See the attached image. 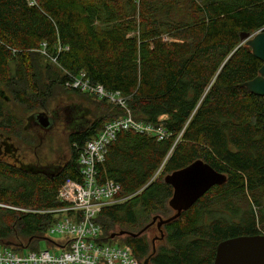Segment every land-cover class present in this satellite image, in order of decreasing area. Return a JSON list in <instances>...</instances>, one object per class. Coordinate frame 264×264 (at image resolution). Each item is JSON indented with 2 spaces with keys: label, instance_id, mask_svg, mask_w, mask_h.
<instances>
[{
  "label": "trees",
  "instance_id": "obj_1",
  "mask_svg": "<svg viewBox=\"0 0 264 264\" xmlns=\"http://www.w3.org/2000/svg\"><path fill=\"white\" fill-rule=\"evenodd\" d=\"M263 26L264 0H0V135L12 138L8 125H19L6 113L11 97L34 106L22 129L35 131V152L47 135L34 128V115L59 104L53 97L58 90L96 102L102 113L97 117L82 102L68 104L85 106L95 119L67 133L72 159L65 158L58 174L37 162L0 161V204L6 205L0 206V242L33 247L45 237L55 217L41 210L60 205L59 185L76 179L74 145L125 113L66 87L69 74L79 72L119 91L134 120L169 133L158 140L121 130L107 146L96 165L97 181L113 179L116 196L128 199L98 213L106 237L116 225L137 232L145 225L134 230L139 221L170 216L172 187L162 178L151 180L153 174L160 165L170 172L197 158L227 179L162 225L164 243L149 264H211L220 241L264 233V95L241 86L262 61L239 38ZM42 42L47 55L39 51ZM124 236L139 259L151 253L144 233Z\"/></svg>",
  "mask_w": 264,
  "mask_h": 264
},
{
  "label": "built area",
  "instance_id": "obj_2",
  "mask_svg": "<svg viewBox=\"0 0 264 264\" xmlns=\"http://www.w3.org/2000/svg\"><path fill=\"white\" fill-rule=\"evenodd\" d=\"M28 4L34 5L36 0H28ZM262 30L264 26L256 32ZM40 45L39 51L47 55L45 42ZM57 48L58 51L62 50L60 44ZM65 85L88 92L97 99L115 103L125 113L105 122L97 135L81 146L74 145L78 152L76 161L79 164L76 179L67 177L59 185L56 198L61 202L60 205L41 210L55 217L45 233L66 234L68 239L64 243L53 242L56 247H66V250L55 253L53 250L17 248L0 242V264H141L129 244L111 246L104 243L106 236L102 224L97 221L98 213L122 198L116 196L119 190L116 181L110 178L97 181L96 165L103 161L107 146L121 130L152 134L158 140L168 137L169 133L160 125L134 120L126 107L125 97L119 91H110L100 83L91 82L83 72L69 74ZM181 133L182 131L176 140ZM161 169L162 165L154 175ZM23 248L30 249L20 253L19 250Z\"/></svg>",
  "mask_w": 264,
  "mask_h": 264
},
{
  "label": "water",
  "instance_id": "obj_3",
  "mask_svg": "<svg viewBox=\"0 0 264 264\" xmlns=\"http://www.w3.org/2000/svg\"><path fill=\"white\" fill-rule=\"evenodd\" d=\"M239 38L248 46L253 55L262 61L257 75L242 82L241 86L257 95H264V30L253 33L242 31L239 33ZM41 115V112L35 113V120L42 124V127L47 128L49 120L46 117L41 119ZM43 167L49 168L47 165ZM163 179L172 187L168 205L174 211L173 214L166 218L153 215L151 220L137 232L120 229L109 234V238L119 235L135 236L142 234L148 227L155 224L160 234L152 239V251L142 260V264H149V258L155 251V239L163 237L162 225L176 219L182 211L190 208L213 185L224 183L227 176L201 158H197L166 174ZM211 264H264V233L240 234L220 241L216 246Z\"/></svg>",
  "mask_w": 264,
  "mask_h": 264
},
{
  "label": "rangeland",
  "instance_id": "obj_4",
  "mask_svg": "<svg viewBox=\"0 0 264 264\" xmlns=\"http://www.w3.org/2000/svg\"><path fill=\"white\" fill-rule=\"evenodd\" d=\"M1 87L3 88V85H1ZM55 94H57V95H55L53 97H55V99L58 98L61 100L59 102V104H57V106L63 107L64 105L69 104L71 101H76V102H80V103L82 102L84 105L88 106L89 108H92L94 113L97 110V117L99 115H102V113H100L101 108H100L99 104H97L96 102L94 103V102L89 101L88 99L81 98L77 95L72 94L71 91H68V90L64 91V89L58 90ZM33 110H34L33 105H27L24 103H20V102L14 100L12 97H11L10 101L7 102V104H6V113L10 116V118L12 117L14 124H15V122L19 124V125H16V124L15 125H8L9 130L12 131L11 132L12 134H10V135H12L13 141H15V143L20 145L19 151L22 154H25L26 157H32V151L35 152V150L32 147H34L38 144V138L35 136L34 130L22 129V127L24 126L22 124L25 123L26 116L29 115V113H31ZM91 116H92V118L94 117V119H95L94 114ZM75 123H78V121H75ZM66 140H67V132H65L63 130L61 132H52L51 131V133H48L43 144L36 148V152H38L39 158L40 159H47V160L52 159L55 156V154H53V152H56L60 155L63 153H66L65 154L66 157L69 160H71L72 157H71V153L68 152L69 147H68ZM66 149H67V151H66ZM163 169H164V167H162V169L156 175L153 174V177L151 180L157 181L160 178L163 179V177L167 173H169V172L163 171ZM136 193H139V191H137ZM127 199L128 198H122L119 202H123ZM173 212H174L173 210L170 211L171 214ZM151 218H152V216H151ZM151 218H149L146 222L150 221ZM146 222H143V221L137 222L135 224V226L133 227V229L134 230L139 229L144 224H146ZM113 229H114L113 231L119 230L117 225L114 226ZM163 232H164V230H163ZM159 234L160 233H159L155 224L150 226L144 232V235L148 239L150 245L152 244L151 243L152 239L159 236ZM44 235H45V237L38 239L37 243L35 245H32L35 250L48 249V250H53V252H55V253H59L61 251L66 250V247L58 248L53 243V242H58V243L61 242L60 244L64 243L68 239L66 234H61V233L50 234L47 232V234L45 233ZM162 239H156L154 241L155 247L164 243ZM104 243L109 244L111 246L122 245V244L126 243L125 236L119 235V236H115L113 238L105 237ZM33 247H30V248H33ZM30 248L20 249L19 252L23 253V252H25V250L30 249ZM136 258L142 264V259H139L137 256H136Z\"/></svg>",
  "mask_w": 264,
  "mask_h": 264
},
{
  "label": "flooded vegetation",
  "instance_id": "obj_5",
  "mask_svg": "<svg viewBox=\"0 0 264 264\" xmlns=\"http://www.w3.org/2000/svg\"><path fill=\"white\" fill-rule=\"evenodd\" d=\"M37 112L42 113L41 119L46 117L49 120V124H48L49 126L47 128L42 127L41 126L42 124L38 123V121L36 120H34L33 122L35 125L34 128L36 129V131L39 133V135L43 134L44 137L45 135H48V133H51V131L61 132L63 130L67 132L68 134L76 133L82 130L86 125H88L91 122V116L88 113L87 109L85 108V106L83 107L82 105H79V104H74V105L67 104V105H64L63 107L55 105L50 108L37 110ZM75 121H78V123H75ZM5 137H6L5 135H2V136L0 135V161L1 160L6 161V162L10 161V162H13V164H16L17 166H19L20 163H36L37 162L43 165H47L49 169L57 172L56 174H58L62 170L64 160L66 158V155H65L66 153H63L60 155L56 152H53L55 156L52 159L47 160V159H40L38 154L32 151V157H26L25 154H22L19 151L20 145L15 143V141H13L12 138L4 139ZM215 185H218V184H215ZM156 239H159V238H156Z\"/></svg>",
  "mask_w": 264,
  "mask_h": 264
}]
</instances>
